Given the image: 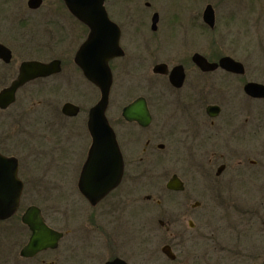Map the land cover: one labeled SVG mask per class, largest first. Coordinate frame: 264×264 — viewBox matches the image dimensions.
Wrapping results in <instances>:
<instances>
[{"label":"flooded vegetation","instance_id":"flooded-vegetation-1","mask_svg":"<svg viewBox=\"0 0 264 264\" xmlns=\"http://www.w3.org/2000/svg\"><path fill=\"white\" fill-rule=\"evenodd\" d=\"M171 1L163 4L162 0H105L108 17L118 26V44L122 50L121 55L108 62L113 81L105 114L116 134L124 161V173L120 184L95 203L82 192L80 180L93 143L88 127L90 111L100 101L101 90L86 77L76 61V54L88 39L90 28L62 0L73 26L63 28L56 39V43L66 44L60 57L53 55L54 38L49 23L45 27L38 24L40 30L32 32V38L21 44L11 42L12 37L6 35L8 32L0 29V33H4L0 35V45L11 51L9 60L4 58L8 56L4 49L0 56V93L19 78L25 62H61L59 73L28 80L16 90L13 102L7 106L0 105V153L18 160V176L23 182L18 210L11 217L0 219V264H110L116 259L120 260L118 264H164L165 260L172 263L180 260L179 264L211 263L208 251L198 255L194 252L185 254V242L189 239L190 230L199 227L195 216L202 201L196 195L209 193L213 182L218 188L225 187L220 181L229 179V176L240 179L264 176V115L254 105V102L264 103V98L246 92L247 83L258 81L246 78V66L235 52H224L227 47L224 45L228 44L223 38L224 34L242 31V0H214L207 3L201 22L197 20L198 25L207 31L205 46L209 51L205 52L192 51L199 44H186L185 38L180 44L175 41L177 33H193L186 25L197 24L194 18L198 19L201 13L193 12L192 6L198 2ZM216 33H221V36H215ZM186 48L188 51L184 52L182 49ZM169 49H173V53L168 52ZM198 54L209 63L217 64L216 68L203 70L196 63L195 56ZM224 57L241 62L244 72L221 66L220 61ZM139 65L149 67L148 75L133 82V67ZM158 66L161 68L156 71ZM117 83L125 99L129 100L123 110L135 100L145 99L151 115L147 126L127 120L122 110L121 121L128 130L125 134L119 132L117 122L111 116L114 114L111 107ZM137 88L144 92L133 98ZM56 91L66 98L63 105L71 103L78 108L77 114L71 115L64 113L62 106V118L72 120L75 125L82 117L89 136L88 141L79 143L78 138L66 136L64 140L69 144V151L66 155L64 152L62 154L65 161L63 174L73 178L65 187L66 206L71 210L82 208L83 211L80 217L72 218L66 212L62 226L57 227L40 207L45 223L62 235L56 246L24 255L22 251L29 244L33 231L23 222L22 216L34 204L21 213L25 195L28 192V197L32 191L22 171V157L17 150L25 146L34 161L41 159L43 153H36L33 145L22 142L25 139L21 135L27 132L32 135L30 128L37 123L42 124L45 130L51 127L54 116L52 101ZM149 92L156 97L163 119L156 135L147 139L139 154L137 146L141 140L129 137L133 134L130 127L145 130L153 123V101ZM96 95L97 100L92 102ZM62 123V129L69 132L76 130V127L69 128L66 122ZM14 139L17 143H14ZM78 147L81 153H77ZM156 150L166 158H149L148 152ZM47 154H50L49 150ZM154 163L155 166L150 167ZM152 169H163L161 173L169 176L164 187L158 184L160 196L157 199L153 197L154 194L141 196L148 177L153 175L147 177ZM230 172L232 175H229ZM175 176L182 184L180 190L168 188V183ZM173 194L177 198L174 202L165 201V195ZM156 205H171L178 210L175 220H159L167 234L161 254L151 247L153 241L147 222L148 209H155ZM118 208L128 210L126 215L129 218L134 211L140 213V229L130 233V238L116 229L117 225L122 227L120 223L123 221L131 225L129 220H118L120 218L115 213ZM203 236L199 233L196 238L203 239ZM166 247L169 248V256L163 251ZM241 247L243 249L236 255L238 264H264V250H251L244 241Z\"/></svg>","mask_w":264,"mask_h":264},{"label":"rangeland","instance_id":"rangeland-1","mask_svg":"<svg viewBox=\"0 0 264 264\" xmlns=\"http://www.w3.org/2000/svg\"><path fill=\"white\" fill-rule=\"evenodd\" d=\"M196 1L198 3L192 6V11H199L201 13L200 16L197 17L198 19L194 18L197 24L189 23V25H186V28L192 29L191 31L193 33H177L175 41L180 44L185 38L186 44H199L195 46L192 51L197 49V51L205 52L209 51L208 47L205 46V41L207 43V31L205 28L198 25L197 20L201 22L202 12L205 6L207 3L214 0ZM162 2L163 4H168L173 1L162 0ZM181 2L182 0L178 1V3ZM183 2L187 1L183 0ZM191 2L195 1L192 0ZM27 3L28 0H0V29L8 32L6 35L12 37L10 39L11 42L14 44H21L23 43L22 41L32 38V32L36 33L40 30V28L37 27L38 24H41V27H45V25L49 23L54 38L52 45L53 55L54 57H60L63 49H66V46H64L66 44L56 43V39L63 28L73 26L67 8L64 6L62 0H44V4L38 11L30 10ZM241 4H243L244 11L241 16L243 21L242 31H233L230 32L232 34H224L223 38L228 42V44L224 45L225 47L227 46L224 52H235L236 57L244 62L246 66V78L264 84V0H242ZM197 25L199 28H197ZM0 35H4V33L1 32ZM205 35L206 37H204ZM214 35L221 36V33H216ZM225 35L227 36L225 37ZM192 38L193 40H191ZM76 46L78 47L77 44ZM182 50L184 52L188 51L187 48ZM182 50H176V52H181ZM173 51V49L168 50V52L171 53H173ZM148 68L147 65L133 67V82L139 80L140 77V79H143L147 76ZM149 73H151V69ZM143 92L141 88H137L133 92V98ZM150 96L153 101V123L145 130H140L135 126L130 127L133 134L129 137H138L141 140L137 146L139 148V154L142 153L147 139L156 135L163 119V113L159 110L156 97L151 93ZM96 100L97 95L92 102ZM65 101L66 98L62 96L61 92L56 91L52 101L54 116L51 127L45 130L42 128V124L37 123L38 125H33L30 128L32 135H28V132L25 133L26 135H21L22 138L25 139L22 140V142H27L29 146L33 145L36 153H43L40 155L41 159H38L39 156H37L38 160L34 161V157L30 155L31 153L29 151L25 150V146L17 150V153L22 157V171L24 172L25 179H27V183H30V191H32L28 197V192L26 193L21 213L23 214L27 206L31 204L37 205L42 207L46 217L57 227L62 226V221L65 218L66 212L72 218L80 217V213L83 211L82 208L71 210L70 207L66 206L67 196L65 187L71 183L73 178L69 175L66 177L65 173L63 174V170H65L63 169L65 161L62 160V154L64 152L66 155L69 151V144L64 138H66V136L78 138L80 141L77 143L88 141L87 137L89 138L82 117L78 119L75 125L72 124V120L63 119L64 117L61 115L60 110ZM128 101L129 100H126L121 93V89L117 83L114 87L113 103L111 107V111L114 114L111 116H113V119L117 122L116 126L119 132H123L124 134L128 129L123 121H121V113ZM254 105H256L258 111L264 115V103L254 102ZM63 121L68 124L69 128L76 127V130L69 132L68 129H62ZM14 143H17L15 139ZM48 150L50 154H47ZM167 151L169 152V149ZM77 153H81L79 147ZM148 156L149 158L156 159L159 157L158 159H160L162 156L165 157L166 155L156 150L154 152L149 151ZM154 166L155 163L150 165V167ZM153 170L154 169L150 170L147 174L148 177V175L153 173L152 176L148 177V180L146 179L147 184H145V189L141 192V196L145 197L147 194H154L153 197L157 199L160 196L157 192V188L159 187L158 184H163L164 187L169 176H165L161 173L164 171L163 169ZM229 175H232V173L230 172ZM228 178L229 179L222 178V182L220 181V184L222 183L225 187L218 188L213 182V188L209 193H199V195H196L198 200L202 201V206L198 208L195 216L199 227L195 230H190L189 239L185 242V254H187V252L189 254L194 252V254L198 255L208 251L211 256L210 264H238L236 255L243 249L241 247L243 241L251 250H264V176L256 179H240L234 176H229ZM208 181L211 182L210 180ZM176 199V194L165 195V201L167 202L172 203ZM73 212L74 214H72ZM126 212H128L126 209L118 208L115 210L117 218H120L118 220H129L131 225L127 221H123L120 223L122 227L120 228V226L117 225L116 229L130 238V233L132 234L135 230L140 229L139 224H141L140 222H142V219L138 217V214H140L138 212L134 211L130 218L126 215ZM177 212L178 210L171 205H165L163 207L156 205L155 209L151 207L148 209V230L153 241L151 247L158 249L160 254L163 241L167 238V234L160 226L159 220L163 219L166 222L168 220H175L178 217ZM26 233L27 231H25L24 236H26ZM199 233L204 235L203 239L196 238ZM259 245L262 247L260 248ZM164 262V264H179L180 260L174 263L167 260Z\"/></svg>","mask_w":264,"mask_h":264},{"label":"water","instance_id":"water-1","mask_svg":"<svg viewBox=\"0 0 264 264\" xmlns=\"http://www.w3.org/2000/svg\"><path fill=\"white\" fill-rule=\"evenodd\" d=\"M70 11L80 20L85 22L91 33L88 40L81 46L76 61L84 70L85 75L102 91L101 100L92 108L89 119V130L93 137V144L89 152L87 162L81 176V189L92 202H97L111 190L116 188L123 175L124 165L122 154L116 140V134L106 118V110L110 89L112 85V73L108 61L122 54L119 47V30L113 24L106 13L105 0H64ZM42 0H29L30 8H39ZM210 16V15H209ZM3 48L0 45V56ZM7 60L10 58V50H7ZM4 56V55H3ZM196 63L203 69L209 70L217 64L209 63L201 55L195 56ZM60 61L54 60L48 64L38 61L25 62L22 72L12 86L0 94V105L7 106L15 99V92L19 86L29 79L47 76L61 71ZM220 65L237 72H244L242 63L234 61L230 57L221 60ZM161 67H156L158 71ZM248 94L254 97L264 98V84L250 82L245 86ZM78 108L71 103L63 107V112L71 115L77 114ZM123 116L129 121H137L143 126L150 123L151 115L145 99L140 98L127 106ZM23 183L18 178V162L13 157H6L0 153V218L6 219L18 209L22 193ZM170 189H181L182 184L178 177L168 183ZM23 221L33 231L30 243L22 251L24 255H32L37 251L56 246L61 233L50 229L44 222L41 210L30 207L23 216ZM163 251L169 254V248ZM116 259L110 264H118Z\"/></svg>","mask_w":264,"mask_h":264}]
</instances>
